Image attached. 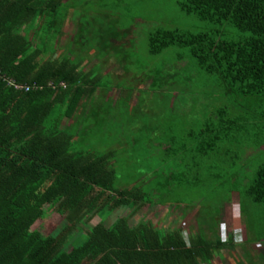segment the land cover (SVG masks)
<instances>
[{"label": "trees", "instance_id": "obj_1", "mask_svg": "<svg viewBox=\"0 0 264 264\" xmlns=\"http://www.w3.org/2000/svg\"><path fill=\"white\" fill-rule=\"evenodd\" d=\"M64 1L0 0V264L209 263L214 252L235 245L230 239L220 240L215 214L210 216H215L213 220L200 216L198 221L214 241L198 233L191 234L186 243L177 227L165 231L148 219L133 223L136 212L153 205L147 184L159 182L165 175L148 167L147 173L140 168L120 178L116 151L110 144L102 151L96 148L99 136H117L110 127L103 129L101 121L122 125L120 115L125 111L121 106L128 105L135 90L132 84V89L120 88L112 109L104 95L114 80L109 73H101V66L113 58L121 77H129L123 65L124 47L128 46L124 41L136 40L135 29L115 32L116 27L106 20L112 25L110 30L93 37L85 12L82 25L77 24L78 30L67 40L64 51L58 52L63 25L76 15ZM178 5L182 14L206 23L207 28L192 32L162 25H153L151 30L148 26L145 52L155 60H150L149 68L143 67L148 71L142 79L135 77L134 81L151 83L148 89L136 90L153 94L166 89V93L154 108L158 125L151 114L153 122L147 119L140 129L153 137L157 134L162 161L172 157L179 169L185 167L175 173V189L187 182L201 184L196 157L227 166L223 174L229 177V190L237 194L242 216L249 204H264V161L252 156L264 150V0H183ZM233 33L243 35L236 38ZM92 55L100 63L84 72L82 68ZM183 58L185 66L180 63ZM168 70L176 71L178 83L167 75ZM195 76H203L202 82L210 86L206 94L186 89L195 84ZM10 81L28 88L15 90L8 85ZM98 88L102 97L93 102ZM184 89L189 91L188 102L180 99ZM175 99H180L179 106L175 107ZM141 102L144 100L139 97L134 106ZM110 110L111 119L107 118ZM176 116L184 122L182 137L186 140L172 149L170 135ZM248 138L252 143H247ZM135 142L131 144L134 147ZM251 157H256L253 168L248 164ZM184 158L187 166L182 163ZM209 168L206 175L216 183L221 173L215 172L213 165ZM169 176L172 179L174 174ZM122 180L135 184L129 186ZM154 201L159 205L162 199ZM176 203L189 205L185 200ZM44 206L62 216L59 230L47 236L31 229L45 214ZM124 210L126 214L119 216ZM92 217L98 222L88 227ZM247 226L244 224L249 231L251 226ZM78 236L83 239L74 243ZM256 241H264L260 228L254 239L246 238L239 246ZM243 255L245 262L234 264L249 260L247 252Z\"/></svg>", "mask_w": 264, "mask_h": 264}, {"label": "rangeland", "instance_id": "obj_2", "mask_svg": "<svg viewBox=\"0 0 264 264\" xmlns=\"http://www.w3.org/2000/svg\"><path fill=\"white\" fill-rule=\"evenodd\" d=\"M181 1L183 0H69V2L65 4V0L63 4L66 5V7L71 8V11L76 13V15L73 14L72 18L64 23L62 35L59 37L56 44V51H64V46L67 40H70L78 30L77 24L82 25L83 20L86 17L84 15L85 12L89 17L88 20L90 22L88 31H90V35L93 37L98 35V32L107 31L108 28L110 30L112 25L108 26L107 21L110 23L112 22L113 26L116 27L114 30L115 32H117V30L132 31L135 29V37H137L136 40L134 41L132 37L129 38L128 41H124V44L128 46L127 48L124 47L125 50L123 52L125 53L124 55H126V59L125 62H123V65L127 67L126 70L129 72L128 74L130 78L128 75L121 77V70L113 58L109 57L110 59L108 62H106V64L102 63L104 65L101 66V73H109L114 80L111 90L104 95V99L109 100L111 103L110 105L112 109H115L114 101L119 95L120 88L132 89L133 86V89L135 90L128 100V105L125 107L121 106V111H125L120 115L122 125L118 126L116 121L111 126V124H109L110 122H107L108 120H105L107 123L101 121V126L103 129L107 130L110 127V130L113 131V135L117 134V136H112L111 138L107 137L106 135L99 136V143H97L96 147L99 151H102L109 148L110 144L111 149L116 151L115 156L118 159L117 163L120 166V178L124 177L123 175L128 173H134L135 169L140 168L143 172L147 173L146 171L148 167L152 170H160L161 173L165 175L164 178L162 176L159 177V182L154 181L152 184H147L146 187L148 189L146 191L148 195L152 196L151 203L153 205L151 208L148 207L149 205H145V207L141 208L133 215L131 221L134 223L140 219H148L152 222L154 227L163 228L165 231H170L172 228L177 227L180 229L184 241L188 243V237L191 236V234L198 235V233H202L207 241H214L211 233L205 227L199 226L198 221L200 216H207L208 220H213L216 216L218 226L217 235L219 236L220 240L224 242L230 239L235 245L226 251H221L219 253L214 252L211 261L206 264H234L237 261L243 263L245 262L243 255L244 252L249 254V260H246L245 264H262L263 260L260 255L262 252L264 253V241H256L253 244L243 246H239V244H242L246 238L254 239L257 236V228H260L264 231V204L251 203L248 205L247 209L242 212V216H240L238 210L237 194L230 191L231 183L229 182V177L223 174V171H228L227 166H220L221 164L218 162H216L215 166L211 160L208 161L203 158L198 159L199 157H196V163L197 160H199L200 176L202 175L201 184L198 186H193L187 182L184 184V187L181 186L179 189H175V173L184 171L185 167H181V169H179L177 161L172 159V157H170L167 161H162L161 158L163 152L160 151L161 146L159 147V145L161 143L157 141V134H155L153 137V134H145V132L140 129L142 122L145 123L147 119L151 122L152 119L150 115H155L156 112L158 113V110L154 108L160 104L166 93V89L160 93H141L137 90L148 89L151 82L149 80H145L144 82L134 81L135 77L142 79V76L148 71L147 68H149V65H151L150 60H155L154 58H148L145 52V34L148 32L147 29H149V27H152L151 30L154 29L155 26L153 25H162L163 27L167 28H186L192 32L206 30L207 28L206 23H200L198 20L180 12L178 4ZM102 4L104 5L101 8ZM136 21H140V23H135ZM229 33L231 32L229 31ZM233 34L236 38H239L243 35L240 33ZM128 36H131V34ZM29 37L30 35L28 38ZM122 37L126 38V35H123ZM46 42L49 43L48 40ZM51 43L52 41H50V44ZM120 46L123 47L122 44ZM179 56L180 55H178V57ZM170 57L173 58V55ZM184 60L185 58H183V60L180 62L181 66H185ZM99 63L100 59H97L95 55H92L88 62L85 63L84 71H87L90 67L93 65H98ZM166 63L169 64L168 62ZM144 66L147 68L144 69ZM179 66L180 64L177 65V67ZM179 69L180 68L177 70ZM167 75H171L172 78H174L177 76V73L176 71H173L172 73L170 70H168ZM195 77L196 85L191 84L190 86H186V89L189 90L187 87H191L195 88L198 94H206L209 91L210 86L208 87L206 82L205 84L202 82L203 76ZM176 80L177 79L174 78L173 81L178 83ZM117 83L119 86H116ZM186 89H184L185 92L187 91ZM185 92L182 93V96L185 98L183 99L182 96H180V99L183 100V102H188L190 96L187 93H189V91L186 93ZM99 96L102 97V94H100L98 91L94 97L95 99H98ZM139 97H141L144 102H141L139 107L134 106L136 104V100L139 99ZM178 100L175 99V107L179 106ZM131 106L133 107L130 109ZM111 111L112 110L109 112V117H107L109 119H111ZM128 111L130 113H128ZM154 119L156 120L154 124L158 125L159 119L156 115ZM173 120L172 123L174 124L172 125L173 127L171 129L170 135L171 138L173 137V143L171 144V147L172 149H176L177 147L179 148V144L182 143V140L185 141L186 138L182 137V132L184 129L182 128V125H184V122L178 121L177 116ZM194 129L196 130L195 126ZM92 138L95 139L96 136L92 135ZM136 139H140V141L135 142ZM247 140L249 141L247 142L248 144L252 143L250 138ZM134 142L135 147L131 145L134 144ZM253 145L254 144H251L249 146L251 150ZM251 153L247 155V158L251 156ZM253 155H257L256 157H258L261 162L264 161V150L257 151L256 153L254 152L252 153V156ZM256 157H251L248 159V164L252 168L255 164L254 158ZM186 160L188 159L184 158L182 161L184 166H187L185 165L187 164ZM163 162H165L166 167L163 166ZM188 162L191 163V161ZM167 165H170L169 168H167ZM179 165H181L180 162ZM211 165L214 166L212 169L215 172L221 173V178L218 179L216 183L212 182V178L206 175L210 174L209 167ZM249 171L252 172V169H249ZM169 174H174L172 179L170 178ZM148 176H150V174ZM185 176L188 180L187 174H185ZM149 181L151 180L149 179ZM123 183L126 185H131L130 181H123ZM155 184L156 186H154ZM240 184L241 186H244V183ZM243 188L244 187H241V189ZM159 198L162 199V201L159 202V205H155L154 200ZM178 200L189 201V205L181 204L177 206L176 202ZM200 200L201 204L199 205ZM160 204H163V206ZM43 209L45 210V214L32 225L31 229L37 230L41 236H47L59 230L62 224V216H59L58 214L51 211H46L47 206H44ZM126 212L127 210L121 211L119 216H123L126 214ZM213 213L215 216L210 217L213 215ZM111 219L113 220L114 217ZM112 220L109 218L108 223H111ZM97 222L98 218L92 217L87 226H92ZM243 222L246 224V226L248 225L247 227L251 226L250 229L248 228L249 231H246ZM258 224L260 225L258 226ZM82 239L83 238L78 236L74 243L80 242ZM262 256L264 257V255ZM199 264L205 263L199 261Z\"/></svg>", "mask_w": 264, "mask_h": 264}, {"label": "crops", "instance_id": "obj_3", "mask_svg": "<svg viewBox=\"0 0 264 264\" xmlns=\"http://www.w3.org/2000/svg\"><path fill=\"white\" fill-rule=\"evenodd\" d=\"M29 35L31 36L32 33H30ZM29 35H28V36H29ZM84 67H85V65H84L83 68H82L83 71H84ZM84 72H85V71H84ZM110 90H111V88H110ZM110 90H109V91H110ZM98 91L100 92V94H102V92H103L101 88H98L97 90H95L94 95H93V102H94L95 100H97V98L95 99L94 96H95L96 93H98ZM109 91H107V92H105V93H108ZM98 99H99V98H98ZM134 184H135V182H132L131 185H130V184H128V185H129V186H133Z\"/></svg>", "mask_w": 264, "mask_h": 264}, {"label": "built area", "instance_id": "obj_4", "mask_svg": "<svg viewBox=\"0 0 264 264\" xmlns=\"http://www.w3.org/2000/svg\"><path fill=\"white\" fill-rule=\"evenodd\" d=\"M8 85H13L14 89L16 90H20V89H23V90H27L28 87H24V86H19V85H16V84H13L11 81L8 82Z\"/></svg>", "mask_w": 264, "mask_h": 264}]
</instances>
